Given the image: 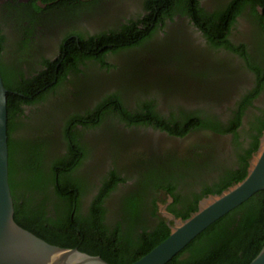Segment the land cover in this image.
Segmentation results:
<instances>
[{
	"label": "flooded vegetation",
	"instance_id": "flooded-vegetation-1",
	"mask_svg": "<svg viewBox=\"0 0 264 264\" xmlns=\"http://www.w3.org/2000/svg\"><path fill=\"white\" fill-rule=\"evenodd\" d=\"M233 1L198 0L200 8L207 14L225 10ZM28 2L0 0V30L4 36L0 64L9 72L23 73L26 78L46 69V61L56 62L62 54L65 55L64 46L72 38L79 41L78 33L88 40L101 33L120 30L151 13L147 8V0H97L90 7L94 10L77 14L73 22L69 18H59L56 22L31 25L25 20L24 10L19 5ZM37 3L44 7V4ZM255 9L264 12V8L258 4ZM64 15L66 17L67 14ZM152 25L156 26L154 33L139 44L109 51L102 62L92 59L82 61L78 74L68 73L66 81L44 101L24 104L23 113L15 119L18 125L12 134L17 140L29 137L40 141L43 138L41 142L47 141L50 145L49 152L62 156L72 142L64 136L69 119L81 115L74 130L79 144L88 152L75 173L82 184L88 187L81 198L82 212L86 214L103 182L110 178L111 172H116L124 180L117 182V188L104 197L103 206L106 208L104 222L111 227V231L119 233L127 232L128 223L127 218L125 220L115 216L117 209L114 207L124 193L134 190L133 186L139 179L144 178V175L146 178L144 172H152L154 176L163 178L174 170L175 165L179 169L183 165L187 169L186 182L189 186L184 188L180 184L175 191L189 196L192 193L200 195L199 206L203 200L215 195L205 194L204 190L219 183L221 176L229 170L241 168L245 151L253 140L250 122L255 121L254 116L261 115L264 110V90H261L244 107L240 124L236 128V138L230 131L198 128H192L184 136H179L161 126L163 121L183 123L197 116L206 119L214 117L223 126L235 119L241 101L256 85V75L248 68L241 49L245 45L246 50L253 55L257 53L259 43L264 41V23L258 19L252 4L248 3L242 8L227 35L236 50L212 43L189 11L177 9L171 16H166L158 23L153 22ZM259 31L262 36L257 33ZM177 39V43L183 41L182 45L191 54L186 58L171 54L161 62L165 66L177 64L180 69L179 80L156 77L155 66H150V57L147 59L149 69L135 65L133 67L138 71H127V75H120L122 67L128 65L130 59H145L148 56L149 52L144 51L149 45H156L155 42L158 45L175 42ZM199 57L217 66V70L200 76L196 68ZM130 66L129 63L127 67ZM168 70L173 71L169 67ZM155 79L162 80H157L160 81L158 83ZM109 96L116 97L114 101L136 116L148 113L147 117L152 118V121L130 123L122 119L118 112H108L103 118L98 114L97 123L87 125L90 113L96 115L101 104L107 105L105 102H108L106 99ZM57 101L61 102L60 105L65 101L64 109L57 108L58 111H54L55 119L44 127L43 120ZM263 140L264 130L260 135L261 144ZM257 153L249 158L251 164ZM199 160L201 164L209 166L199 165L198 169ZM153 201L156 202L155 210L148 209L147 205ZM172 202V196L167 195L165 190H153L144 201L147 204L141 205L133 219L136 223L133 234L139 236L145 229L150 232L162 221L170 228L174 226L175 219L180 218L168 210ZM176 207L183 208L181 204H176ZM120 221L121 225L118 226L117 222Z\"/></svg>",
	"mask_w": 264,
	"mask_h": 264
},
{
	"label": "trees",
	"instance_id": "trees-1",
	"mask_svg": "<svg viewBox=\"0 0 264 264\" xmlns=\"http://www.w3.org/2000/svg\"><path fill=\"white\" fill-rule=\"evenodd\" d=\"M96 1L29 0L28 3L19 5L24 10L25 20L35 25L49 22L48 15L51 13L58 17L69 13V16L76 17L82 10L94 6ZM37 2L44 4V7ZM248 3L252 4L258 19L264 23V12L260 13L255 9L257 4L264 8V0H234L225 10L213 14L205 13L200 8L198 0H147V8L151 13L144 19L126 25L120 30L101 33L88 40L81 33H78L79 41L75 38L68 41L66 39L67 44L63 48V53L66 54H62L56 62L46 61V69L31 78H26L21 72H9L0 64V74L8 89L9 184L15 206V221L51 244L78 248L88 254L99 255L112 264H131L166 239L172 231L170 226L162 221L150 232L145 229L139 236L133 234V227L136 224L133 219L135 220L141 205L147 204L144 201L146 202V198L153 190L163 189L167 195L172 196L173 202L168 210L177 218L185 220L196 212L199 209L200 195L192 193L189 196L175 191L180 184L181 187L184 185V188L189 186L186 182V167L182 165L179 169L175 165L174 170L163 178L154 176L152 172H144L146 178L144 175V178L139 179L133 186L134 190L131 193L127 192L128 194L124 193L114 207L117 209L115 216L125 220L127 218V232L111 231V227L104 222L106 212L103 206L104 197L117 188V182L124 179L116 172H111L109 178L111 181L106 179L103 182L86 214L82 212L81 198L88 187L82 184L75 173L88 152L79 144L78 135L74 130L81 115L77 114L69 119L64 136L72 142L68 144V150L62 156L49 152L50 145L47 141L41 142L43 138L40 141L29 137L14 139L12 134L18 125L15 119L18 114L23 113L24 104L44 101L66 81L68 73L78 74L82 61L92 59L102 62L104 55L109 51H118L139 44L156 30V26L152 25L153 22L163 21L177 9L191 12L194 20L206 32L212 43L217 46L226 45L236 50L227 35L236 16ZM140 24H143V27H140ZM257 33L261 34L260 31ZM3 40L4 36L0 30V52ZM262 42L257 47V53L253 55L246 50L245 45L241 49V55L246 60L248 68L256 75V85L241 101L236 117L229 125L223 126L214 117L206 119L197 116L183 123L163 121L164 124L161 126L179 136H184L192 128H198L217 132L230 131L236 138L238 136L236 128L240 124L244 107L251 103V98L264 90ZM115 98L109 96L106 99L108 102H105L107 105L101 104L96 115L90 113L89 118L92 120L88 119L87 125L97 123L98 114L103 118L108 112H118L122 119L130 123L152 121V118L147 117L148 113H139L136 116L114 101ZM254 119L255 121L250 122L253 140L249 149L245 151L241 168L229 170L221 176L219 183L206 187L205 194L219 195L247 177L251 166L249 158L253 153L258 152L261 146L264 110L261 115L254 116ZM253 130L257 133L255 134ZM199 165L209 166L206 163L201 164L200 160L197 164L198 169ZM176 204H181L183 208L177 209ZM154 206H156L155 201L147 205L151 210H155ZM117 225L120 226L121 221L117 222ZM263 246L264 190H261L207 227L167 264H250Z\"/></svg>",
	"mask_w": 264,
	"mask_h": 264
},
{
	"label": "water",
	"instance_id": "water-1",
	"mask_svg": "<svg viewBox=\"0 0 264 264\" xmlns=\"http://www.w3.org/2000/svg\"><path fill=\"white\" fill-rule=\"evenodd\" d=\"M8 138V89L0 74V264H112L78 248L51 244L15 221ZM261 190H264V140L246 178L203 200L187 219H175L170 235L131 264H167L207 227ZM250 264H264V246Z\"/></svg>",
	"mask_w": 264,
	"mask_h": 264
},
{
	"label": "rangeland",
	"instance_id": "rangeland-1",
	"mask_svg": "<svg viewBox=\"0 0 264 264\" xmlns=\"http://www.w3.org/2000/svg\"><path fill=\"white\" fill-rule=\"evenodd\" d=\"M90 10H94V9H92L90 7L86 8V9L82 10L80 12V14H84L85 12L90 11ZM48 16H49L48 20L50 19L49 22H56V20L59 18H62V19L69 18L71 20V22H73L72 21L73 17L69 16V13H67L66 17H64L65 15L58 17V15H55V14H51ZM68 29L69 28H67V30ZM178 41H179V39H177L175 42H167V43L163 42V44H160V45H158V43L155 42L156 45L155 44L149 45L147 47V49H145V51H144V52H149L148 56L145 59H138V60L134 59V58H132V60L130 59V61H128V63H127L128 65H124L122 67V69H121L122 72L120 75H127V71H138V69H135L133 67L135 65H141L142 69L146 68L147 67V59H148V57H150L149 62H151V64H152L150 66H155L154 69H156V73H155L156 77H161V78L170 79V80L173 79L176 81L179 80V77H180L179 66L177 64L165 66V64H162V62H161L162 60L166 59L171 54H178L180 57H183V58L184 57L186 58L188 54L189 55L191 54L190 50L186 49L185 46L182 45L183 41L177 43ZM161 46H164V47H161ZM198 59H199V63L196 64L197 65L196 68L199 71L200 76H202L203 74H206L208 72L213 73L214 70L215 71L217 70V66L212 65V63H210V64L206 63L207 60L205 61L204 58L199 57ZM183 60L185 61V59H183ZM129 63L131 66L128 68L127 66H129ZM150 66H148L146 69H149ZM168 67L172 68L173 71H169ZM189 68H191V67H189ZM146 71H148V70H146ZM169 73H171V74L174 73V74L170 75ZM126 77L127 76H124L123 78H126ZM155 80L157 81V80H162V79H155ZM157 82L159 83L160 81H157ZM64 102L65 101H62L63 104L60 105L61 102L57 101L56 105H53L51 107L52 111L48 115H46L45 119L43 120L44 127L45 126L47 127L49 124H51L52 122H50V121L52 119H55L54 111H58V109H61V110L64 109V107H63Z\"/></svg>",
	"mask_w": 264,
	"mask_h": 264
}]
</instances>
